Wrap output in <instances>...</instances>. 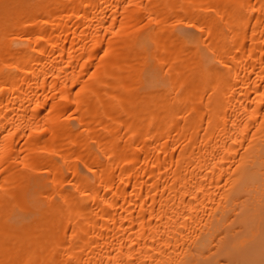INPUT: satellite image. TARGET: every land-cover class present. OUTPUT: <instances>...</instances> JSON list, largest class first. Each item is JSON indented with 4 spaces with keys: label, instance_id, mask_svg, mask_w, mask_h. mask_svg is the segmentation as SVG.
<instances>
[{
    "label": "bare ground",
    "instance_id": "6f19581e",
    "mask_svg": "<svg viewBox=\"0 0 264 264\" xmlns=\"http://www.w3.org/2000/svg\"><path fill=\"white\" fill-rule=\"evenodd\" d=\"M0 264H264V0H0Z\"/></svg>",
    "mask_w": 264,
    "mask_h": 264
},
{
    "label": "rangeland",
    "instance_id": "374dc122",
    "mask_svg": "<svg viewBox=\"0 0 264 264\" xmlns=\"http://www.w3.org/2000/svg\"><path fill=\"white\" fill-rule=\"evenodd\" d=\"M179 24H180V23H179ZM181 26H182V25H181ZM181 26L179 25L178 27H181ZM183 26H184V25H183ZM184 28H185V27H181V28H179V29L182 30V29H184ZM186 28H187V27H186ZM186 28L184 29V32H187V31H191V32H192V30L194 29V28H192V29H190V28H187V29H186ZM185 30H187V31H185ZM194 31H195V29L193 30V32H194ZM191 32H190V33H191ZM193 32H192V33H193ZM187 33H189V32H187ZM190 33H189V34H190Z\"/></svg>",
    "mask_w": 264,
    "mask_h": 264
}]
</instances>
